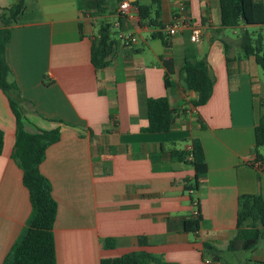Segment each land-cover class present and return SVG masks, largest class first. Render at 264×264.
<instances>
[{
    "label": "crops",
    "instance_id": "obj_1",
    "mask_svg": "<svg viewBox=\"0 0 264 264\" xmlns=\"http://www.w3.org/2000/svg\"><path fill=\"white\" fill-rule=\"evenodd\" d=\"M24 6L11 25L5 59L24 130L60 131L40 165L57 203L56 264H100L128 254L167 264H264V231L254 250L227 251L236 235L238 197L264 200L261 163L252 165L257 155L264 157L254 147L264 78L255 58L241 49L246 34L264 53V26L222 29L218 0H161L160 24H171L180 13L202 28L200 42H190V28L164 43L154 38L153 12L143 21L121 18V30L131 32L136 44L124 48L111 30L114 53L98 70L91 47L102 21L112 23L113 5L103 16L92 15L96 0H24ZM6 8L0 0V12ZM199 60L206 61L214 84L209 101L194 108L196 95L183 88L179 73L185 61ZM162 97L174 111V124L167 133H148L146 102ZM15 129L0 90V264L33 217L12 159ZM193 140L205 156L197 178L189 157L172 156L190 151ZM196 200L199 230L185 232ZM106 239L114 240L113 248H104Z\"/></svg>",
    "mask_w": 264,
    "mask_h": 264
},
{
    "label": "trees",
    "instance_id": "obj_2",
    "mask_svg": "<svg viewBox=\"0 0 264 264\" xmlns=\"http://www.w3.org/2000/svg\"><path fill=\"white\" fill-rule=\"evenodd\" d=\"M124 0H96V10L92 15L103 16L108 7L119 4ZM220 27L236 28L240 24L264 26V4L255 0H218ZM137 11L139 20H147L151 12L150 26L158 28L154 38L163 43L164 26L160 24L161 0H150L149 5H140L138 0L131 3ZM25 9L24 0H17L10 7L1 10L0 15V90L8 97L10 107L16 119L15 143L12 159L22 172V184L28 192L33 217L6 255L2 264H56L54 245V223L57 214V203L51 194V185L40 172V165L46 150L60 139L59 129L28 133L24 130L23 111L20 107V97L14 83L9 82L10 69L5 59L6 46L11 36V25ZM117 10V9H116ZM116 11L114 12V15ZM119 21L121 18L119 17ZM112 23L102 21L98 38L92 43L91 63L94 68L101 70L109 65L114 53L115 41L112 37ZM241 49L246 56H253L256 64L261 68L264 78V53L251 44L249 37L243 34ZM179 78L185 90L195 93L192 101L194 108L204 106L210 99L214 79L211 76L205 60L185 61ZM258 124L254 129L255 150L264 147V102L261 103ZM148 133H167L174 124V111L167 98H149L146 102ZM3 135L0 131V153ZM172 156L179 160L190 158V164L196 172V178L205 170V156L201 143L192 141L188 152H176ZM261 163L260 170L264 175V157L257 155L254 163ZM197 189V182L191 187ZM196 202L198 215L183 222L185 232L195 233L199 230L201 216L198 201ZM192 202V203H193ZM264 231V200L259 195H242L237 199L236 235L228 243L227 251H252L262 238ZM105 249L114 247L113 239H106ZM205 249L214 254L216 250L204 245ZM100 264H167L147 254H128L117 259H102ZM243 264H250L246 262ZM262 264V263H256Z\"/></svg>",
    "mask_w": 264,
    "mask_h": 264
},
{
    "label": "built area",
    "instance_id": "obj_3",
    "mask_svg": "<svg viewBox=\"0 0 264 264\" xmlns=\"http://www.w3.org/2000/svg\"><path fill=\"white\" fill-rule=\"evenodd\" d=\"M134 16H137L136 9L131 6V3L128 0H124L119 4L117 12L112 20V30L115 31L116 38L119 40V42L124 48H130L134 44H136V38L131 32L121 30L119 17L132 19V17ZM186 28H190V42L192 44H198L201 40V36L203 33L202 28L200 26H192L190 22L180 13L177 14L176 17H174L173 22L171 24L164 26L162 33L165 38H171L177 36ZM258 168L260 169V166H258ZM192 192L193 190L190 191V193ZM192 207V215L195 217L198 215L196 202L192 203Z\"/></svg>",
    "mask_w": 264,
    "mask_h": 264
},
{
    "label": "rangeland",
    "instance_id": "obj_4",
    "mask_svg": "<svg viewBox=\"0 0 264 264\" xmlns=\"http://www.w3.org/2000/svg\"><path fill=\"white\" fill-rule=\"evenodd\" d=\"M16 1H17V0H1V7H3V8H6V7H7V8H8V7H10L11 5H13ZM126 1H127V0H126ZM128 1H129V2H132V0H128ZM148 1H149V0H148ZM143 4H146V3L144 2ZM112 8H113V10L116 11V9L118 8V4H116V3L113 4V7H112ZM29 11H30V12L33 11V6H30V7H29ZM115 11H114V12H115ZM28 13H29V12H28ZM1 14H2V12H0V15H1ZM29 14H30V13H29ZM25 19H26V17H25ZM104 21H108V18L105 19ZM255 30L257 31L258 28H249V29H248V31H249L250 33L254 32ZM227 32H228V33H231L232 30L229 29V30H227ZM115 39H117V38L115 37ZM138 46H139V47H142L141 44H139ZM260 150H261V152L264 154V151H263L264 149L261 148Z\"/></svg>",
    "mask_w": 264,
    "mask_h": 264
},
{
    "label": "water",
    "instance_id": "obj_5",
    "mask_svg": "<svg viewBox=\"0 0 264 264\" xmlns=\"http://www.w3.org/2000/svg\"><path fill=\"white\" fill-rule=\"evenodd\" d=\"M247 26H251V25H247Z\"/></svg>",
    "mask_w": 264,
    "mask_h": 264
}]
</instances>
